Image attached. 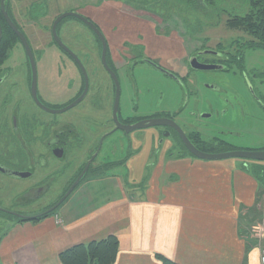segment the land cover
<instances>
[{
    "label": "flooded vegetation",
    "instance_id": "1",
    "mask_svg": "<svg viewBox=\"0 0 264 264\" xmlns=\"http://www.w3.org/2000/svg\"><path fill=\"white\" fill-rule=\"evenodd\" d=\"M38 7H42L39 0H8L5 5L34 58V93L33 70L26 47L6 19L0 0V186L7 176L16 179L12 183L19 191L17 196L24 200H31L33 196L49 199L57 191L65 190L45 212L65 196L87 165L76 187L89 175L111 168L112 156L116 154L121 157L117 165H126L129 158L142 154L156 158L196 157L187 141L203 153L264 151V56L254 60L249 54L251 50L264 52L261 40L237 38L210 46L209 40H186L179 35L175 41L155 38L149 50L146 44L132 47L130 40L127 45L124 42L127 39L123 38L110 50L107 44L106 62L110 72L102 62V48L100 67L103 70L99 71L94 60L86 62L76 49L63 42L67 50L54 39L80 70L81 82L67 101L53 103L48 99L57 97L56 90V99H59L61 90L45 71L44 85L52 93L47 96L40 92L31 41L34 34L26 35L18 18V14L24 18L30 16L26 25H33ZM169 29L171 35L177 30ZM114 32L122 37L117 26ZM4 33L7 34L5 41ZM146 40L149 42L148 38ZM21 46L26 53L25 61L21 64L15 58L12 65H6L15 49ZM137 69L142 70L145 77L154 78L152 82L146 80L147 95L153 96L154 91L161 96V100L149 103V110L140 108ZM166 79L168 82L164 81ZM126 84L131 89L133 86L138 95L134 112L127 110L123 103ZM165 96L167 100L163 101ZM76 101L73 107L57 112ZM63 112L66 113L56 115ZM146 120H154L155 124L130 129ZM109 138H112L110 150L104 154L109 159L102 162V158H98ZM243 161L248 162V168L252 166L258 171L264 188V161ZM6 170L20 175L10 176Z\"/></svg>",
    "mask_w": 264,
    "mask_h": 264
},
{
    "label": "crops",
    "instance_id": "2",
    "mask_svg": "<svg viewBox=\"0 0 264 264\" xmlns=\"http://www.w3.org/2000/svg\"><path fill=\"white\" fill-rule=\"evenodd\" d=\"M116 2V13L141 26L119 23L122 18L108 22V14L115 12L107 5L93 13V20L115 24L122 37L147 31L149 41L159 38L155 28L161 27L143 15L147 11L141 5ZM168 26L173 29L170 22L163 28ZM179 35L176 30L167 39ZM109 38L114 46L120 36L114 32ZM246 164L240 159L133 156L126 161V176L108 174L105 168L79 184L53 215L12 225L1 238L0 261L62 264L59 254L66 249L116 236L114 264H163L162 257L178 264H262L264 239L252 235L250 227L264 218V188L258 171Z\"/></svg>",
    "mask_w": 264,
    "mask_h": 264
},
{
    "label": "rangeland",
    "instance_id": "3",
    "mask_svg": "<svg viewBox=\"0 0 264 264\" xmlns=\"http://www.w3.org/2000/svg\"><path fill=\"white\" fill-rule=\"evenodd\" d=\"M42 7H38L35 10L36 17L34 18L35 22L33 25L29 26L26 25V20L30 19L29 17L24 18L22 14H18L19 23L21 24V27L26 35H32L34 34V37L31 38L33 45V50L36 55V62H37V72H38V85L40 92H42L44 95H51V91L46 89L44 85V72H48L51 75V78L55 80L57 85L59 86L60 97L58 98V91H54L57 97H55L53 100L48 99L49 101H52L53 103H62L63 101H67L69 97H72V95L76 92V89L78 86H80L81 82V73L77 66H75V63L70 59L68 54H66L55 42L52 34V25L54 20L61 14L66 12H76L80 15L90 18L102 31L104 34L108 49L110 50L113 42L109 38L110 33H114L115 30V24L111 23L110 25H104L100 22H96L93 20V13L94 12H102L104 10V6H111L113 7L114 12L116 11L115 7H119L120 3L116 2L118 0H39ZM120 1V0H119ZM122 1H128L127 4L130 6L135 5H148L153 0H122ZM149 10H146L147 13H143V15L147 18L153 19L156 21L159 27L155 28L156 35L159 37H166L170 38L173 35L170 33V29L168 27L163 28L165 22L159 16L158 13L162 10L159 6H156L155 8H148ZM207 12H209L208 18H200L199 20L194 19L193 16L188 17L189 24H185L183 19H181L178 14H173L168 22H170L171 26L175 29H177L179 32H181L182 37L184 39H195L200 40L202 42H205L209 40L208 44L210 46L215 45L217 42L222 41L224 43H227L231 41L232 39L237 38H247L246 34L242 32V30L232 28L227 23V14L226 12H220L218 14H215L216 10L212 8L211 5H208L205 7ZM222 10V8H221ZM172 13L171 9L166 10V12ZM227 11V9H226ZM101 15V13H100ZM119 23H127V24H133L134 26L140 27L141 24H139L136 20H132L129 17L122 16L119 13H114L113 15L108 14L107 20L108 22H113L116 19L120 20ZM131 25V26H133ZM147 30L148 27H145ZM58 34L61 38V40L70 48H74L78 51L81 58L83 60H94L96 68L100 71L103 70L102 67H100V55H101V41L98 38V36L94 33V31L81 19L77 18L76 16H67L62 19V21L59 24L58 27ZM123 38L127 39V42L133 41L131 44H134L132 47L136 48L140 44H146L150 48H153L154 40L147 41L146 39H149V36L146 32L139 33L137 35H133L131 37H121L118 39ZM39 45V46H38ZM35 46V47H34ZM249 54L254 57V60H258L259 57L264 56V52L260 50H251ZM17 55V57H15ZM17 59L19 60L21 64L26 59V53L21 46V48L18 47V49H15L14 53L12 54L11 58L6 62V65H12L13 60ZM15 61V62H16ZM14 62V63H15ZM94 67V66H93ZM92 67V68H93ZM90 68V65H89ZM98 71V72H99ZM136 79L140 83V105L143 110H149L151 101L153 100H161V96H157L159 92L153 93V96L147 95V86L149 84L146 83V80L148 79L149 82H152L154 78L152 76L145 77L142 73V70H135ZM158 74V73H157ZM167 81L168 80H164ZM74 84V85H73ZM70 88V86H72ZM128 87L125 86L123 90V103L125 104V107L127 110L134 112V107L138 105V95L135 94V90L131 89V86L129 84H126ZM26 87V85H24ZM64 89V92L62 91ZM146 95V97H145ZM149 96V97H148ZM127 98V100H126ZM167 100L166 96L163 101ZM126 102V103H125ZM191 107L189 106L187 110H189ZM66 112L56 114L58 116L64 115ZM113 138V137H112ZM112 138H109L104 146L103 150L99 156L98 159H100L102 162L109 159L106 158L104 154L108 153L111 146V140ZM113 157V158H112ZM111 158L113 160H120V156L118 154L113 155ZM120 157V158H119ZM98 160V161H100ZM77 167H80V164L77 165ZM126 165H117L114 168L106 171L108 174H116L120 177L126 176L127 169L125 168ZM6 177V176H4ZM92 175H89L86 179H84L83 183L89 182V178H92ZM16 180V179H15ZM12 177H6L2 179V186H0V208L5 210H0V239L4 237L5 233L12 227V225L17 223L16 215L15 214H21L27 217L35 216L38 214H41L49 205L53 204L55 201L63 195L64 191H57L54 195L51 196V198L42 199L36 198L33 196L31 200H24L20 196L18 197L17 194L19 191L14 187L13 183L15 181ZM10 184H9V183ZM58 195V196H57ZM17 196V197H16ZM58 197V198H56ZM7 210V211H6ZM56 210L53 212H50L49 215H53ZM14 213V214H13ZM257 224V223H255ZM253 224V225H255ZM252 225V226H253ZM3 264V263H2Z\"/></svg>",
    "mask_w": 264,
    "mask_h": 264
},
{
    "label": "trees",
    "instance_id": "4",
    "mask_svg": "<svg viewBox=\"0 0 264 264\" xmlns=\"http://www.w3.org/2000/svg\"><path fill=\"white\" fill-rule=\"evenodd\" d=\"M208 5L216 10L215 14L226 12L228 17L226 23L232 28L242 30L246 34V39L261 40L264 43V0H153L141 8L149 10L148 8L159 6L163 13L158 14L165 23L173 14H178L185 24H189L190 16H193L195 21L202 17L208 18L209 12L205 9ZM168 9H171L172 13L166 12ZM5 33L3 41L7 39ZM47 216L49 214L32 220L16 216V219L17 223L35 222ZM118 251L119 239L116 236H109L103 240L68 248L59 254V259L62 264H114ZM162 261L163 264H178L167 257H162Z\"/></svg>",
    "mask_w": 264,
    "mask_h": 264
},
{
    "label": "water",
    "instance_id": "5",
    "mask_svg": "<svg viewBox=\"0 0 264 264\" xmlns=\"http://www.w3.org/2000/svg\"><path fill=\"white\" fill-rule=\"evenodd\" d=\"M8 0H1V8L5 14L6 19L8 20V22L12 25V27L17 31L19 37L21 38V40L23 41L26 50H27V54L30 58L31 61V65H32V70H33V92H36V87L34 85V80H36V68H35V62H34V58L33 55L29 49V45L28 42L25 38V36L17 29V27L14 25L13 21L11 20L8 11L5 9V5L7 3ZM76 16L77 18L81 19L83 22H85L93 31L94 33L99 37L101 43H102V62L103 64L106 66V68L110 71V69L107 66V62H106V52H107V41L106 38L104 36V34L102 33V31L100 30V28L89 18L84 17L82 15H80L79 13L76 12H66L63 13L61 15H59L53 22V26H52V34H53V38L55 39V41L60 44L62 47H64L65 49L69 50L63 43V41L61 40V38L59 37L58 34V24L59 22H61V20L67 16ZM2 38V27L0 25V41ZM111 72V71H110ZM88 86V83H87ZM76 103H78V101H76L75 103L71 104L70 106H68L67 108H65L64 110H60L57 112H61V111H65L68 108L73 107L74 105H76ZM154 120H146V121H142L140 123H138L136 126H132L130 127V129H138V128H145V127H149L151 125H154ZM187 145L189 146V148L192 151V154H194L197 158L200 159H204V160H222V159H232V158H236V159H242V160H252V161H264V151H259V152H246V151H232V152H227V153H217V154H211V153H203L199 150H197L189 141H187ZM90 163V162H89ZM88 168L87 167L84 169V171L82 172V174L78 177V179L74 182V184L71 186V188L68 190V192L65 194V196L52 208L48 209L47 211L35 215V216H24L21 214H15L17 217L19 218H29L30 220L32 219H36L38 217H41L43 215H47L50 212H53L54 210H56V208L65 200V198L73 191V189L76 187V185L81 181V179L84 176V173L86 172ZM6 173H8L10 176L13 177H17L18 175H20L19 172L14 171V170H6ZM0 210H5V209H1ZM7 211V210H6ZM14 214V213H13Z\"/></svg>",
    "mask_w": 264,
    "mask_h": 264
},
{
    "label": "built area",
    "instance_id": "6",
    "mask_svg": "<svg viewBox=\"0 0 264 264\" xmlns=\"http://www.w3.org/2000/svg\"><path fill=\"white\" fill-rule=\"evenodd\" d=\"M250 232L257 238L264 239V218L257 224L250 227ZM261 263L264 264V249L261 251Z\"/></svg>",
    "mask_w": 264,
    "mask_h": 264
}]
</instances>
